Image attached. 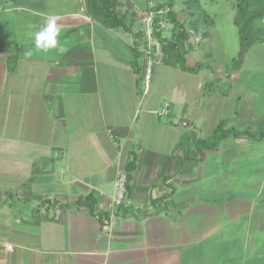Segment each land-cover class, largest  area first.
<instances>
[{"label":"crops","instance_id":"1","mask_svg":"<svg viewBox=\"0 0 264 264\" xmlns=\"http://www.w3.org/2000/svg\"><path fill=\"white\" fill-rule=\"evenodd\" d=\"M146 3L120 0L127 31L86 0H0V264H264V142L229 138L195 161L190 73L153 55ZM53 17L55 47L50 33L37 47ZM149 57L160 63L146 89ZM232 113L226 129L248 131L233 126L248 112ZM123 170L128 201L112 219Z\"/></svg>","mask_w":264,"mask_h":264},{"label":"rangeland","instance_id":"2","mask_svg":"<svg viewBox=\"0 0 264 264\" xmlns=\"http://www.w3.org/2000/svg\"><path fill=\"white\" fill-rule=\"evenodd\" d=\"M169 1L148 0L151 3H146L149 7L147 11L152 10L153 13L160 7L159 12L164 20L160 25L165 26L163 36L167 38L172 36L174 28L168 17ZM240 2L241 0H173L171 10L176 12L184 28L197 38L192 46L189 45L186 56L187 66L200 68L198 74L187 75L188 104L194 110L201 111V119L194 128L193 139L210 137L219 127L226 129L227 122H223L221 118H229L236 109L248 112V124H234L236 129L245 127L258 135L264 121V44H257L251 49L239 71L234 66V58L240 49L238 27L234 23ZM144 7L145 4L140 6L142 13L146 11ZM140 16V21H146L143 14ZM256 27L264 32V19L258 20ZM173 77L180 83L182 77L175 74ZM173 79L175 84V78ZM160 87L164 89V86ZM195 96H198V102L193 99ZM2 118L4 120V110L0 107V120ZM188 120L190 122L192 116ZM223 147L230 149L225 145ZM225 153L223 150L221 154ZM237 174L238 178L245 177L244 174H248V163L237 170Z\"/></svg>","mask_w":264,"mask_h":264},{"label":"trees","instance_id":"3","mask_svg":"<svg viewBox=\"0 0 264 264\" xmlns=\"http://www.w3.org/2000/svg\"><path fill=\"white\" fill-rule=\"evenodd\" d=\"M87 10L90 15L101 20L110 28L122 27L127 31L131 30L129 26V12H120V0H86ZM173 8V0L169 1L168 17L171 18L174 28L170 38L163 36V28L160 23L163 20L160 7L155 13L148 14L147 17H152V34L157 40V45L153 46V55L160 54L162 63L172 65L176 63L180 68L190 74H198L199 67H189L186 65V56L189 52V45L196 42L194 34L186 30L183 24L179 21L178 16ZM238 12L234 23L238 27L240 49L237 56L234 58V66L239 71L245 63L247 54L257 44H264V32L256 27V22L264 19V0H241ZM144 34L139 33V38H143ZM134 67L138 71V61L142 57V53L138 46L135 48ZM140 70V69H139ZM247 136L254 142H264V121L262 122L258 135L249 131L239 132L235 129H225L219 127L213 135L207 138H199L195 141V150L198 158L196 162H203L207 154L216 153L219 151L221 142L229 138H238ZM190 156V151L187 154Z\"/></svg>","mask_w":264,"mask_h":264},{"label":"built area","instance_id":"4","mask_svg":"<svg viewBox=\"0 0 264 264\" xmlns=\"http://www.w3.org/2000/svg\"><path fill=\"white\" fill-rule=\"evenodd\" d=\"M147 21V25H148V39L150 41H152V46L157 45V40L153 37L152 34V17H147L146 18ZM164 28L165 26L162 25ZM160 61L158 60H153L152 58H148V62L144 68L145 73L143 76V81H144V85L146 87V89L149 88L150 84H151V80H152V76H153V68L156 64H159ZM171 114V103L170 102H166L163 107L161 108L160 111L157 112V115L160 117H168ZM108 134L110 136V138L114 141V143L116 144V146H119V139L118 136L116 135V132L113 129H109L108 130ZM128 183H129V177H128V172L127 170H123L120 171L117 176L116 179L114 181V187H113V195L111 198V217L113 219L114 215L116 213H118L120 211V209L122 207H124L127 204L128 201ZM141 209H144V206L141 205ZM112 219H110L109 221L105 220V224L103 229L105 231H109L111 228V224H112Z\"/></svg>","mask_w":264,"mask_h":264},{"label":"clouds","instance_id":"5","mask_svg":"<svg viewBox=\"0 0 264 264\" xmlns=\"http://www.w3.org/2000/svg\"><path fill=\"white\" fill-rule=\"evenodd\" d=\"M46 33H50V34H53V35H52V39L47 44H44L43 46L45 48H47V47H55V44H56L55 36L59 35V27L56 24V18L55 17L51 18L49 20L48 24L40 32L36 33V44H37V47H40L42 41L45 40V34Z\"/></svg>","mask_w":264,"mask_h":264}]
</instances>
